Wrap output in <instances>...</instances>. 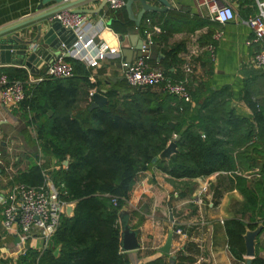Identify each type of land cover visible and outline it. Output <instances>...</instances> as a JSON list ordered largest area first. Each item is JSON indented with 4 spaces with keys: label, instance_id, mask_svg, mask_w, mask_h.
I'll list each match as a JSON object with an SVG mask.
<instances>
[{
    "label": "trees",
    "instance_id": "1",
    "mask_svg": "<svg viewBox=\"0 0 264 264\" xmlns=\"http://www.w3.org/2000/svg\"><path fill=\"white\" fill-rule=\"evenodd\" d=\"M234 1L247 6L250 13L257 8L254 0ZM179 52L180 47L170 51L173 64L179 63ZM66 61L74 67V78L47 79L35 85L28 84L25 69L1 70L10 81L26 83V99L13 112L35 128L42 154L57 160L60 168L50 178L56 186H64V200L76 204L74 216L63 217L50 247L43 253L27 250L19 264H131L120 250L119 213L128 206L138 176L152 167L174 180L233 175L230 182L244 202L238 217L227 221L225 229L232 256L246 262L247 229L254 231L262 224L264 233V69L244 66L241 71L240 101L252 112L251 118H245L233 107L228 86L210 92L201 102L192 93L196 104L191 105L149 88L140 91L126 81L120 91L106 92L108 106L91 111V104L83 106L82 102L89 97L88 90L100 88L101 83H90L91 73L82 63ZM164 71L175 79L169 69ZM176 137H180L178 153L153 164ZM66 161L69 165L63 167ZM255 168L258 177L244 176ZM15 182L41 186L43 169L34 165ZM148 264L167 262L159 259ZM252 264H264V260L257 253Z\"/></svg>",
    "mask_w": 264,
    "mask_h": 264
},
{
    "label": "crops",
    "instance_id": "2",
    "mask_svg": "<svg viewBox=\"0 0 264 264\" xmlns=\"http://www.w3.org/2000/svg\"><path fill=\"white\" fill-rule=\"evenodd\" d=\"M168 1L171 7L167 12H148L140 27L144 29L146 20H151L162 32L155 36V44L149 56L151 65L163 70L169 69L174 73V80L182 81L185 79L182 69L184 55L190 49L198 47L200 55L194 58V74L188 79L191 94L197 93L201 102L210 92L228 86L233 93V107L238 114L251 118V110L240 101L243 90L241 71L244 66H250L257 52L264 49V45L251 44L252 33L246 24L257 8L250 13L247 6L242 8L238 2H234L236 19L222 26L205 17L206 11L200 8L197 0ZM90 2L72 9L95 10L101 0L92 4ZM148 2L155 7L164 8L159 0ZM61 6L62 4L55 1L46 3L45 0H0V30ZM142 8L139 1L133 3L136 16ZM128 18L126 10L113 11L106 6L100 14L90 15V22L98 27L100 38L112 47L119 43L130 49L133 42H138L137 38L132 37L138 34L142 39V33L138 32L139 29L134 23L128 22ZM217 32H222L223 36L215 44L213 61L205 48ZM175 47H180L178 64H173L169 55ZM152 61L160 66L152 64ZM123 62L126 59L122 56L119 59L106 60L99 69H88L91 73L89 80L93 79L94 84L101 83L100 88L88 90L89 97L92 90H121L125 84ZM4 68L25 69L0 65V76ZM46 70L47 66L41 67L40 75ZM90 83L92 84L91 81ZM89 97L84 98L82 104H92ZM34 165L43 169L45 177H51L60 168L54 157L42 154L35 128L27 126L19 114H14L4 106L0 95V196L8 192V188L16 183L15 180L20 174L28 172ZM62 166L66 167L63 163ZM258 171L255 168L245 172L244 176L255 179ZM232 179L231 174H214L202 179L210 182V187L203 195V204L199 207L193 202V196L199 189L197 180H174L156 167L142 172L128 202L131 224L140 230L142 245L140 250L127 253L131 264H148L159 259H165L167 264H197L200 257L204 259L202 264H246L232 256L225 229L227 221L238 217L237 211L244 202L243 195L231 184ZM179 229L183 230L186 237L176 234ZM171 230L174 238L171 255L168 256L159 249L165 245ZM43 247L44 241L38 235L22 243L18 226L6 230L0 223V264H19L24 250L39 252ZM256 253L264 260V233L257 239ZM180 256L189 257L193 261H180ZM176 257L178 258L174 259ZM245 260L247 261L246 257Z\"/></svg>",
    "mask_w": 264,
    "mask_h": 264
},
{
    "label": "built area",
    "instance_id": "3",
    "mask_svg": "<svg viewBox=\"0 0 264 264\" xmlns=\"http://www.w3.org/2000/svg\"><path fill=\"white\" fill-rule=\"evenodd\" d=\"M78 0H61L62 5H68ZM99 1V0H96ZM200 8L206 11V18L219 25L225 26L236 19L234 0H197ZM125 0H108L107 7L113 11L125 8ZM257 13L250 16L246 24L252 33L251 44L264 45V0H257ZM51 21H58L63 28L73 31L76 41L72 48L67 51L70 59L82 63L87 69H99L108 59L122 58L120 47H112L100 38L98 27L90 22V15L77 14L74 9H66L51 18ZM146 27L142 32V51L146 55L131 64L123 62L124 79L132 88L143 87L153 91L169 94L177 97L184 104L194 105L192 94L188 87V79L194 74V58L200 55V49L194 47L184 55L182 69L185 79L174 81L168 77L161 68H155L150 63L151 48L155 44V36L161 34V29L154 26L151 20H146ZM222 32H217L212 37V42L205 48L211 59H215L216 42L220 41ZM65 55V54H64ZM250 66L255 69H264V49L257 52ZM29 73V71H28ZM75 76L72 64L66 61L64 56L56 60L38 78L29 73L28 84H39L47 79L68 80ZM92 84L95 83L90 79ZM90 93L89 101H92L93 94ZM0 95L4 106L10 110L18 109L26 99V83L21 81H10L7 76H0ZM227 174V173H217ZM258 177V172L256 173ZM196 179L199 189L193 196V202L202 206L203 195L208 192L210 182ZM67 193L64 186H56L50 177H45L43 185L34 187L22 183H13L8 192L0 196V223L6 230L18 226L21 230V241L25 243L34 235H38L44 241V247L39 253H43L50 247L52 238L60 227L61 221L66 216V208L69 204L64 200ZM117 205V199H113ZM178 236L186 237L183 230H177ZM24 250L22 255H25ZM204 259L199 258L197 264H202Z\"/></svg>",
    "mask_w": 264,
    "mask_h": 264
},
{
    "label": "water",
    "instance_id": "4",
    "mask_svg": "<svg viewBox=\"0 0 264 264\" xmlns=\"http://www.w3.org/2000/svg\"><path fill=\"white\" fill-rule=\"evenodd\" d=\"M96 1V0H78L68 5H62L57 9L48 11L17 25L0 30V65L2 66H19L24 67L31 75H40L41 67L51 66L56 60L64 56L65 59H70L67 51L72 48L76 41V37L71 30H67L62 27L58 21H51V18L70 8H75L83 3ZM139 1L142 4V11L136 16L133 11V3ZM164 8H158L151 5L148 0H128L125 6V10L128 13L129 19L133 22L137 29L141 27L142 21L148 12H167L171 7V3L168 0H159ZM108 0H101L99 7L95 10L89 9H74L77 14L98 15L107 6ZM137 38V44H134L132 48H124L119 43L116 47L121 48L123 57L126 59V63L132 62L145 57L146 55L142 51L143 39L140 35H134L132 37ZM134 41V40H133ZM65 54V55H64ZM135 56V57H133ZM140 91L144 90L143 87L138 88ZM109 100L106 97V91L96 92L92 96V104L90 110L97 108H104L108 106ZM53 114L50 113V116ZM180 137H176L175 141L170 143L169 146L159 155V157L153 160V164H156L159 160H170L174 155L178 153L177 141ZM66 167L69 162L63 163ZM76 204H69L66 208V216L72 218L74 216V210ZM119 225H120V250L122 253H130L138 251L142 248L140 242V230L136 229L131 224V211L128 206H125L119 213ZM263 231V225L251 231L247 229L244 235L246 246V264H252V261L256 258V246L257 239ZM174 238V232H169L167 241L159 251L164 255H171L172 242ZM59 255V250L55 252V256Z\"/></svg>",
    "mask_w": 264,
    "mask_h": 264
},
{
    "label": "rangeland",
    "instance_id": "5",
    "mask_svg": "<svg viewBox=\"0 0 264 264\" xmlns=\"http://www.w3.org/2000/svg\"><path fill=\"white\" fill-rule=\"evenodd\" d=\"M50 1H55V2H57L58 4H61V0H45V2L47 3V2H50ZM91 4L92 3H96V2H94V1H92V2H90ZM83 106H85V104H82ZM21 117V116H20ZM20 126H21V124H19ZM228 184V183H227Z\"/></svg>",
    "mask_w": 264,
    "mask_h": 264
}]
</instances>
